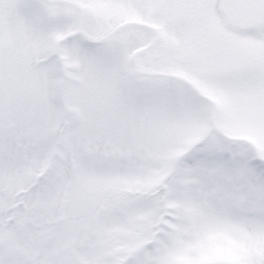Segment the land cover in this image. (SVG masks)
<instances>
[{
    "label": "snow or ice",
    "instance_id": "obj_1",
    "mask_svg": "<svg viewBox=\"0 0 264 264\" xmlns=\"http://www.w3.org/2000/svg\"><path fill=\"white\" fill-rule=\"evenodd\" d=\"M0 264H264V0H0Z\"/></svg>",
    "mask_w": 264,
    "mask_h": 264
}]
</instances>
